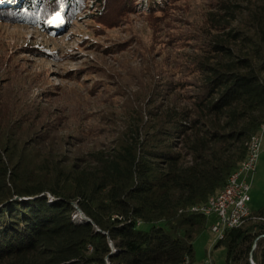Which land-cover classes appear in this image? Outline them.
<instances>
[{
	"label": "trees",
	"instance_id": "obj_1",
	"mask_svg": "<svg viewBox=\"0 0 264 264\" xmlns=\"http://www.w3.org/2000/svg\"><path fill=\"white\" fill-rule=\"evenodd\" d=\"M86 1L3 0L0 19L40 24L59 13L66 22ZM93 1L102 31L136 5ZM170 2L148 4V14L158 18ZM211 5L202 42L193 53H174L190 79L151 62L159 80L143 125L133 109L115 140L73 156L56 153L49 122L34 127L42 116L31 118L25 140L23 126L2 128L0 264L194 263L193 241L206 217L189 208L225 186L264 128V0ZM76 209L87 219L74 220ZM251 213L216 240L223 264H264V210Z\"/></svg>",
	"mask_w": 264,
	"mask_h": 264
},
{
	"label": "rangeland",
	"instance_id": "obj_2",
	"mask_svg": "<svg viewBox=\"0 0 264 264\" xmlns=\"http://www.w3.org/2000/svg\"><path fill=\"white\" fill-rule=\"evenodd\" d=\"M214 1L174 0L155 19L148 4L165 7L168 0H135L132 10L103 31L93 0L66 22L60 15L40 24L0 19V141L7 140L2 128L13 124L27 129L28 135H20L27 139L31 118L42 116L34 127L49 122L56 153L73 156L115 140L130 119L128 112L135 110L143 125L148 96L156 93L151 85L159 80L157 75L152 80L151 62L160 61L158 70L174 72L175 78L190 79L176 68L174 53H193L194 44L202 42L204 13ZM247 180L248 208L264 210V130ZM71 217L87 219L79 209ZM214 221L206 217L205 230L193 241V264H223L224 249L214 247L217 235L210 230Z\"/></svg>",
	"mask_w": 264,
	"mask_h": 264
},
{
	"label": "built area",
	"instance_id": "obj_3",
	"mask_svg": "<svg viewBox=\"0 0 264 264\" xmlns=\"http://www.w3.org/2000/svg\"><path fill=\"white\" fill-rule=\"evenodd\" d=\"M264 130V128H263ZM261 134L253 139L252 157L247 160V166L238 171L230 182L229 188L224 194H218L215 199H210L205 206L197 207L200 210H207L208 216H214L215 221L211 224L210 230L221 238L226 228H231L244 218L246 211L250 210L247 206L249 197L248 174L255 168Z\"/></svg>",
	"mask_w": 264,
	"mask_h": 264
},
{
	"label": "bare ground",
	"instance_id": "obj_4",
	"mask_svg": "<svg viewBox=\"0 0 264 264\" xmlns=\"http://www.w3.org/2000/svg\"><path fill=\"white\" fill-rule=\"evenodd\" d=\"M263 129H261L262 131ZM261 131H259V134H261ZM257 134L255 136H252L251 137V140H249V145H248V154H247V157L246 159H244V161L241 163V165L235 169V171H233L230 176H228V180H227V183L225 184V186L215 195H212L208 198V200L204 203H201V204H194L192 205L189 210L193 213H200L202 214L203 216L205 217H208V214H207V210H200V208H197V207H201V206H205L207 204V202H209L210 199H215L216 196H218V194H224L226 193V190L229 188V185H230V182H232L233 178H234V175L240 171V170H243L244 168H246L247 166V160L250 159V157H252V150H250L251 146H252V142H253V139L258 136ZM252 216V213L250 210L246 211V215L244 218L240 219L239 222L237 224H235L233 227H237V226H240L242 225L247 219H249L250 217Z\"/></svg>",
	"mask_w": 264,
	"mask_h": 264
},
{
	"label": "snow or ice",
	"instance_id": "obj_5",
	"mask_svg": "<svg viewBox=\"0 0 264 264\" xmlns=\"http://www.w3.org/2000/svg\"><path fill=\"white\" fill-rule=\"evenodd\" d=\"M3 0H0V3H2ZM60 16H59V13H56L54 16H53V20H59Z\"/></svg>",
	"mask_w": 264,
	"mask_h": 264
},
{
	"label": "water",
	"instance_id": "obj_6",
	"mask_svg": "<svg viewBox=\"0 0 264 264\" xmlns=\"http://www.w3.org/2000/svg\"><path fill=\"white\" fill-rule=\"evenodd\" d=\"M15 198H18V197H15Z\"/></svg>",
	"mask_w": 264,
	"mask_h": 264
}]
</instances>
